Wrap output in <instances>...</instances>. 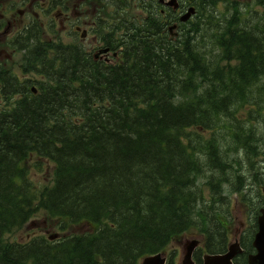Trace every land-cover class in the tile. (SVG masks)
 <instances>
[{
	"label": "trees",
	"instance_id": "1",
	"mask_svg": "<svg viewBox=\"0 0 264 264\" xmlns=\"http://www.w3.org/2000/svg\"><path fill=\"white\" fill-rule=\"evenodd\" d=\"M114 5L119 19L109 29L115 49L122 48L119 62L94 61L77 44L58 39L46 46L35 37L29 63L39 64L45 79L37 95L22 88L27 80L8 91L23 96L0 113V264H137L193 226L209 235V220L220 211L198 207L195 183L208 167L219 172L218 184L211 176L208 182L220 192L238 169L216 137L190 141L198 130L228 127L247 157L259 155L253 123L245 127L236 114L264 77L261 26L239 27L235 10L215 31L213 55L198 22L175 43L154 5L145 2L146 15L132 20L126 0ZM196 147L206 161L194 155ZM31 154L54 164L52 183L39 192L23 164ZM39 210L62 231L84 223L97 232L53 242L7 239ZM221 239L213 228L206 250L221 251ZM202 251L194 254L198 264Z\"/></svg>",
	"mask_w": 264,
	"mask_h": 264
},
{
	"label": "rangeland",
	"instance_id": "2",
	"mask_svg": "<svg viewBox=\"0 0 264 264\" xmlns=\"http://www.w3.org/2000/svg\"><path fill=\"white\" fill-rule=\"evenodd\" d=\"M236 1H238L240 4L239 8L240 11L242 12L243 21L246 24L254 23L258 20V14L256 12L258 10H261V7L255 3L256 2L255 0H236ZM226 3L227 2L225 1H218L216 6L213 7L211 6L209 9L211 11V14L214 16V20L213 21L206 20V23L204 24L205 37L203 36V45L205 44L208 49L213 50L214 51V53L212 52L213 55L218 52V49L216 46H214V42H213L215 31L217 32L216 27L221 26V23L225 21L224 15L228 14L229 11L227 9ZM138 10L140 11V9ZM78 12L79 10L75 8L73 16H77ZM16 19L17 17H14L12 18V21L14 22ZM200 20L205 21V19H203L202 17L193 18V21L195 22L196 21L200 22ZM57 23H58L57 31L60 32L61 25L59 24L58 21ZM259 35L262 36L260 32ZM248 97L249 99L247 103L244 105V107H241L238 110V113L236 115L239 118H251L253 121H256V123L258 124L257 134L258 136H261L262 141H264V82L262 84H259L258 87L254 89V94H250ZM210 128L211 129H205V131L203 130L204 132L202 131V134H200L203 140H206L211 136H215L220 141L221 146L225 148V153L228 152V149L230 151L234 148V146H236L235 145L236 143L230 137L229 135L230 133L227 131L228 129H223L221 126L217 127L216 125H212ZM261 149L264 150V143ZM236 153L233 150L230 151L229 154H227V158L229 159L230 162L232 161V157H236ZM202 158L204 157L202 156ZM238 158L242 166L240 170H243L245 168V164H242L243 162L249 164L251 163V159L247 158V156H245L244 153L240 154ZM254 161H255L254 165H256L259 164L261 160L256 159ZM260 167L264 169V164L260 165ZM204 168L206 169V171L200 175L201 179L200 181L197 182L199 183V186L203 188L205 194H208L209 190L206 187V183L209 181L211 175H213L214 173L215 175H217V173L219 172H213L208 167H204ZM28 170H29V178L32 181V184L35 188L36 187L41 188L42 186L49 184L52 179L51 178L52 167L42 161H40V165L36 167L33 164H31ZM253 171H250V173L253 174ZM230 177L234 178L235 174L234 173L231 174ZM261 177L264 178V175L262 174ZM213 181L215 183L218 182L216 178H213ZM247 181L249 182V185L247 186V189H245V191L247 195L251 197V201L253 203L252 202L246 203L243 200V194L245 193V191L228 192V190L230 189L229 185H227L225 188V193L228 197L229 207L231 212L232 222L229 225V227L231 226V228L233 224L238 227L240 220L247 219L250 216L251 212H253L254 210L256 212V210H258L259 208V203L261 200L260 195L262 194L261 192L262 184H256L255 182L252 183L250 179H247ZM224 202L227 205V200H224ZM242 202L248 204V206L244 205ZM32 219H33V223L29 222L19 232H16L12 235H8V239L23 242L32 236H38L42 234L47 235L50 232H53V228L48 225L47 220L45 221L44 214L38 213ZM73 230L77 232L87 231L85 226H81V227L74 226ZM194 238L201 239V236L198 235V233L195 230L187 233L182 238L181 242L172 243L169 248H177L180 259L183 244L186 241H190Z\"/></svg>",
	"mask_w": 264,
	"mask_h": 264
},
{
	"label": "water",
	"instance_id": "3",
	"mask_svg": "<svg viewBox=\"0 0 264 264\" xmlns=\"http://www.w3.org/2000/svg\"><path fill=\"white\" fill-rule=\"evenodd\" d=\"M175 0H172L174 3ZM194 12V8H191L188 13H186L182 20L187 19L190 14ZM262 215L259 217V230L256 233L254 245L258 250V253L250 256L251 264H264V208L261 209ZM197 242L192 241L187 243L184 248V257L181 264H194L192 261V252L196 246ZM234 256V252L230 251L229 253L223 255H206L204 258L203 264H230V259ZM165 259L160 255H155L147 257L144 259L143 264H164Z\"/></svg>",
	"mask_w": 264,
	"mask_h": 264
},
{
	"label": "flooded vegetation",
	"instance_id": "4",
	"mask_svg": "<svg viewBox=\"0 0 264 264\" xmlns=\"http://www.w3.org/2000/svg\"><path fill=\"white\" fill-rule=\"evenodd\" d=\"M36 1H40V3L43 5L46 3L47 0H0V71L3 69L4 66V59H5V51L3 49V30H4V20H5V12L10 13V17L12 14V11L15 7V5L18 4H28L33 3ZM168 0H162L159 2V4L163 7L162 12H164L166 9H170V6L166 5L165 3ZM179 1V8L177 10H172V14L174 17H180L182 13L185 12V10L189 6V2L191 0H178ZM9 28H16L18 27V24L11 22L9 23ZM15 30V29H14Z\"/></svg>",
	"mask_w": 264,
	"mask_h": 264
}]
</instances>
